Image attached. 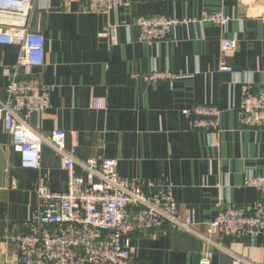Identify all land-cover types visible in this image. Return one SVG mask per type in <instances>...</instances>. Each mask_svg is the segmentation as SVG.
<instances>
[{"label": "crops", "instance_id": "1", "mask_svg": "<svg viewBox=\"0 0 264 264\" xmlns=\"http://www.w3.org/2000/svg\"><path fill=\"white\" fill-rule=\"evenodd\" d=\"M128 8L109 13H83L75 4L64 12L57 2L50 11H34L32 31L45 39V64L35 72L56 87L51 108L34 114L30 124L45 134L66 132L77 158L116 159L122 178H149L175 185L174 198L205 231L227 207L254 204L257 191L244 187L247 176L264 174V129L242 127L237 110L247 90H264V0H129ZM223 12L224 27L205 22ZM138 16H168L194 22L177 28L168 41L144 44L133 27ZM111 28H113L111 30ZM236 40L239 50L220 72L221 40ZM18 49L0 45V99L6 97L4 69L16 64ZM171 72L169 84L145 77ZM23 76V71H21ZM195 105L218 106L220 130L213 139L190 129L184 111ZM0 149L7 168L0 202V264L17 250L9 237L28 232L37 209L36 186L48 176L55 192L67 190L68 175L52 149H42L41 171L21 168L18 149L0 121ZM225 245L253 264H264V239L252 246L248 237ZM134 256L143 264H199L204 244L194 235L170 227L138 233ZM217 253L213 264H232Z\"/></svg>", "mask_w": 264, "mask_h": 264}, {"label": "built area", "instance_id": "2", "mask_svg": "<svg viewBox=\"0 0 264 264\" xmlns=\"http://www.w3.org/2000/svg\"><path fill=\"white\" fill-rule=\"evenodd\" d=\"M53 2L64 12L78 4L85 14L109 13L130 5L129 0H0V45L18 49L14 67L4 69L7 85L6 97L0 99V121L20 153L21 168L41 171L42 149L47 146L60 156L68 175L65 192L53 191L48 176L39 177L35 215L27 233L9 237L17 250L8 258V264H143L134 256L133 236L165 227L186 231L204 244L199 264H213L217 253L230 256L232 264H253L231 251L225 241L248 237L254 246L258 238L264 239V174L244 180V187L259 194L254 204L222 209L201 231L196 218L180 210L174 198L175 185L170 181L122 178L116 159L79 160L77 136L75 143L67 147L65 131L56 129L45 134L30 124L34 114H44L51 108L56 92V87L45 84L35 72L45 64V39L30 28L34 11H50ZM204 20L224 27L232 18L219 12ZM193 22L168 16H138L132 26L138 30L139 42L152 45L168 41L174 30ZM238 50L236 40H221L220 72H234L229 58ZM176 78L171 72L145 77L150 83L169 85ZM183 113L190 129L207 132L212 144L219 147L213 139L221 132L222 112L218 106L195 105ZM237 120L244 128L264 129V90L245 92ZM97 229L108 233L96 235Z\"/></svg>", "mask_w": 264, "mask_h": 264}, {"label": "water", "instance_id": "3", "mask_svg": "<svg viewBox=\"0 0 264 264\" xmlns=\"http://www.w3.org/2000/svg\"><path fill=\"white\" fill-rule=\"evenodd\" d=\"M6 168H7V161L3 152L0 149V202L3 201V197L6 195V192L4 191L5 180L7 177L5 172ZM99 233H103L106 235L108 231L104 229H97L96 235H99Z\"/></svg>", "mask_w": 264, "mask_h": 264}]
</instances>
